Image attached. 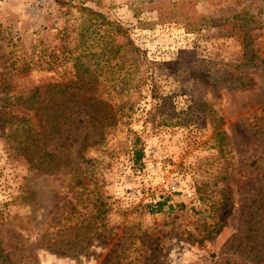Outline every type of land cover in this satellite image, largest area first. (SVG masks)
I'll return each mask as SVG.
<instances>
[{
	"label": "rangeland",
	"instance_id": "1",
	"mask_svg": "<svg viewBox=\"0 0 264 264\" xmlns=\"http://www.w3.org/2000/svg\"><path fill=\"white\" fill-rule=\"evenodd\" d=\"M236 74L255 85L228 88ZM91 116L109 126L103 136L84 122L67 143L71 158L50 171L15 139L27 119L34 131L35 118H50V132L60 118ZM56 138L35 146L61 162ZM201 185L212 206L199 200ZM96 195L102 222L91 220ZM215 223L216 235L200 227ZM57 233L93 243L78 257L57 254L47 248ZM119 246L125 264H264V0L0 1L2 256L115 264Z\"/></svg>",
	"mask_w": 264,
	"mask_h": 264
},
{
	"label": "trees",
	"instance_id": "2",
	"mask_svg": "<svg viewBox=\"0 0 264 264\" xmlns=\"http://www.w3.org/2000/svg\"><path fill=\"white\" fill-rule=\"evenodd\" d=\"M0 1H5V0H0ZM210 78L212 79V76H210ZM231 79L226 78V82L227 83V87L230 89H238V90H246V89H251L254 85V79L250 76L247 75H241V74H236V75H231L230 76ZM54 88L57 87L60 90V86L56 85L53 86ZM35 94V92H34ZM68 101L66 102H57V105L60 107L64 104H67ZM32 110L33 107L32 106H26L25 109ZM66 109V108H65ZM37 115V113H35V116ZM38 119L35 118L37 124L36 127L38 128L37 130L32 131L30 124H29V120H26V125L25 126H17L16 128H18V131L20 132V136L15 137L16 140H21V143L24 142V144H28V146H30V148L32 149L31 154L29 155L28 153H26V151L21 150L24 155H27L28 158H33V160L37 163V168H41L43 170H49V167H60L61 163H66L70 158H71V154H70V150L72 147V143H70L69 145H67V143L70 141L72 135H73V131H78L80 129V127L83 126L84 122L86 123L87 121H95L97 123V125H95V129L94 131L96 133H99L101 136H103V130H105L107 127L103 126V120H99L97 117H88L86 120L84 117L81 118H76V119H72L69 120L67 122L66 117L60 118L59 120H55L54 122H56V128L53 129L52 131L49 132L50 130V124L48 123L50 121V118H47V121L42 120L41 117H37ZM100 125L99 128H97ZM52 132H56L58 135L57 141H59V147L62 148V153L63 156H65V160L58 162L57 161V156H55L54 151L53 152H48L45 149V145L42 143H37L38 145L35 146V142L39 141V142H44L45 139L48 138V136L52 133ZM30 134H34V138L31 141L30 140ZM75 135V134H74ZM215 137H219V140L222 139L224 140V136L222 133H217L215 135ZM20 143V144H21ZM143 158V149L141 146V140L138 136H134L133 138V162L134 164L140 166L141 165V160ZM77 172L76 168H72L71 169V173ZM70 185V184H67ZM72 186V185H71ZM204 185H201L197 188V194L199 195V200L202 202L203 205H211V199L208 198L207 196H205V192L203 190ZM83 191L86 190V187L81 188ZM28 191V189L26 188V186L21 187V195L17 198V200H19L21 203L27 202L29 198L26 197V194ZM71 191H73V187L71 188ZM78 192V194H74L72 195V197H75V201L80 205L82 202V196L83 193ZM230 191H228L227 194L224 195V200L227 203H230L232 200L230 198ZM31 201V199H30ZM92 207H95V215L91 214V220L92 221H103L104 216L106 214V210L104 209L106 207V203L104 202L103 199L100 198L99 195H96L94 198H92ZM163 204L162 203H156L153 208L150 210L153 213H157L160 212L162 210ZM213 209V208H211ZM74 211H76L75 209V205L71 204L68 213L72 214ZM213 212L216 213V210L213 209ZM214 218V217H213ZM95 222V223H96ZM200 227L203 230H207V233L209 235H213V234H219L221 231V228L223 227V224H212V225H206V224H200ZM69 230V234H71L72 231H74V228H68ZM56 236H58L60 238V240L58 241H53V242H47V248L48 250L57 253V254H62L65 256H73V257H78L84 253H86L87 251H89V247L93 242H69L66 241L65 237L62 238V235L57 233ZM71 237V236H69ZM105 237L103 236V234H99L97 235L96 239H104ZM61 253H60V252ZM126 247H122L119 246L116 248L115 253L113 255V263L115 264H125V257H124V253L126 252ZM3 251L0 248V264H11L9 261H7V258H5L4 256H2Z\"/></svg>",
	"mask_w": 264,
	"mask_h": 264
}]
</instances>
